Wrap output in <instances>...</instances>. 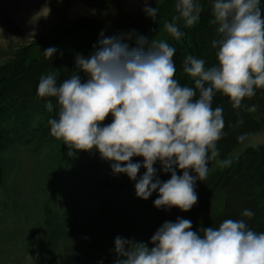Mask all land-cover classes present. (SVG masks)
Returning a JSON list of instances; mask_svg holds the SVG:
<instances>
[{
  "label": "clouds",
  "instance_id": "9594fccd",
  "mask_svg": "<svg viewBox=\"0 0 264 264\" xmlns=\"http://www.w3.org/2000/svg\"><path fill=\"white\" fill-rule=\"evenodd\" d=\"M260 3L211 0L216 63L206 67L203 59L185 56L182 71L192 86L174 79L176 49L169 43L135 30L109 37L101 31L87 57L77 54V71L69 78L58 82L59 69L40 76L36 97L45 100L48 112L55 110L48 120L49 135L63 142L69 156L99 153L113 175L135 181L138 198L147 200L155 192L157 209L191 210L197 203L196 182L206 178L223 135V109L212 107L213 97L219 93L239 109L244 99L264 89ZM174 7L178 15L164 29L178 38L182 32L176 20L192 26L201 5L199 0H175ZM142 11L155 20L157 9L148 0ZM56 52L55 47L43 50L45 59ZM109 115L110 122L103 123ZM134 157L142 160L133 162ZM157 163L170 178L156 176ZM141 168L145 171L137 178ZM241 215L251 218L253 212L244 209ZM113 243V264H264V232L252 230L243 219H225L218 227L193 231L191 221L178 216L174 222L164 221L148 243L119 235Z\"/></svg>",
  "mask_w": 264,
  "mask_h": 264
},
{
  "label": "rangeland",
  "instance_id": "374dc122",
  "mask_svg": "<svg viewBox=\"0 0 264 264\" xmlns=\"http://www.w3.org/2000/svg\"><path fill=\"white\" fill-rule=\"evenodd\" d=\"M199 2L201 13L197 22L190 27H185L179 19L175 23L182 32L181 37L198 43L197 58L203 59L207 67L216 63L212 41L217 39V32L216 25L209 23L212 19L211 0ZM174 3L175 0H148L149 6L157 9L153 20L142 11L144 0H0V95L5 93L16 100L37 99L40 76L59 69L58 82L69 78L77 71V54L87 57L98 40L92 35L101 31L109 37L135 30L157 42L176 38L164 29V24L171 23L173 16L178 15ZM260 7L264 14V0H261ZM83 33L93 41L86 42L85 48L79 44L82 43L79 36ZM129 45L134 46L132 41ZM48 47H55L57 52L52 58L35 64L38 59L45 58L43 50ZM173 62L177 73L174 79L181 86H192L191 79L182 71L183 62L177 56H173ZM217 106L223 109V135L217 141L222 157L209 161L207 176L198 182L195 191L197 202L209 201L222 211L226 194L214 189L223 183V172L245 153L264 147V89L244 99L239 109H233L228 98L217 93L212 107ZM249 107L254 110L249 111ZM137 160L142 158H133V162ZM113 176L109 163L101 160L99 153L81 151L69 156L63 142L51 137L42 145L34 142L25 146L11 144L4 135L0 136V264H42L45 259L46 209L88 212L97 207L108 192L98 181ZM120 177L127 178L124 174ZM242 188L243 185L240 193ZM124 195L118 199L121 201ZM251 207L238 204L229 219H243L258 232L253 217L241 215L244 209L252 211ZM143 211V207L137 212L119 203L112 213L106 212L105 221L101 223L103 238L109 242L103 247L105 258L115 256L112 250L117 235L130 240L140 235L133 229H124L128 221L134 222L135 231L141 225L140 228L145 229L141 235L150 239L154 234L152 231L157 230V215L144 218ZM180 212L178 214L182 216L184 212ZM170 217L164 221H169ZM200 226L218 227L194 219L192 230ZM57 251L48 254L49 264H62V247Z\"/></svg>",
  "mask_w": 264,
  "mask_h": 264
},
{
  "label": "trees",
  "instance_id": "16d2710c",
  "mask_svg": "<svg viewBox=\"0 0 264 264\" xmlns=\"http://www.w3.org/2000/svg\"><path fill=\"white\" fill-rule=\"evenodd\" d=\"M87 34H91L88 32ZM96 34V33H95ZM100 34V33H99ZM99 34L92 35V38L98 39ZM86 33L79 36V43L81 47H86V42H93L87 38ZM85 41V42H83ZM164 42L169 43L176 49L174 56L178 57L180 61H184L185 56L193 55L197 58L199 52V45L188 37L170 38ZM132 47L131 45H129ZM45 58L38 59L35 64H40ZM18 63V62H17ZM29 69V67H27ZM177 73L174 74V77ZM191 85V84H190ZM35 98V97H34ZM20 99L16 100L8 94L1 93L0 95V136H5L9 143L26 145L42 142L50 139L48 120L50 117H55V110L48 112L44 108L45 100L40 99ZM33 100V101H32ZM111 116L105 118L103 123H109ZM53 138V137H51ZM218 155L222 157V150L217 145ZM156 169V176L162 181L170 178V174L161 171L159 163L153 166ZM145 169L141 168L137 174L139 178ZM178 174H180L178 172ZM120 175L113 177H103L98 182L101 183L108 190L104 195L101 203L88 212L86 211H69L61 212V209H46V232L44 238V262L42 264H49L48 254L58 252V248L62 247V264H113V257L104 256L103 247L109 243L103 238L102 222L105 221L106 212L114 211L117 204H123L124 208L136 209L140 212L143 207V217H150L153 214L157 215L156 229L161 225L160 222L168 217L169 221L176 219L178 216L188 219L193 223L194 219L198 218L202 223L209 225H219L223 220L229 219L230 215L234 213L238 204L242 203L251 207L253 212V219L258 226V232H264V147L252 149L249 153H245L237 158L231 166L223 172L222 184H218L214 191L222 190L226 194V202L224 209L219 211L213 207L211 202L206 200H198L196 205L191 210L184 212L181 216L178 214L176 208L165 211L164 209H157L153 205L155 192L147 200L138 198L135 195V181H131L128 177L121 179ZM196 182L195 190L198 187ZM242 192L240 193L241 186ZM217 189V190H216ZM213 191V192H214ZM124 195L121 201L118 199L120 195ZM126 195H129L127 197ZM156 210V212L154 211ZM160 211V215L158 212ZM61 212V213H60ZM154 212V213H153ZM181 213V212H180ZM91 214L90 216H86ZM175 221V220H172ZM133 221H128L124 229H133L139 235L135 241H142L147 243L149 238L141 235L145 229L140 226L133 228ZM197 228L193 229L196 231ZM154 233V231H152ZM112 244V242L110 243ZM113 245V244H112ZM64 247V248H63ZM83 250V251H82ZM79 252H83L82 255ZM63 253V254H62ZM49 258V259H48Z\"/></svg>",
  "mask_w": 264,
  "mask_h": 264
}]
</instances>
